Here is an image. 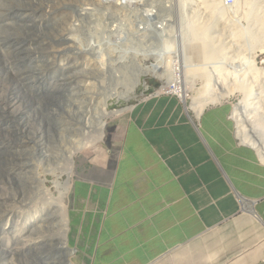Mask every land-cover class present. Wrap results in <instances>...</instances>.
I'll list each match as a JSON object with an SVG mask.
<instances>
[{
  "label": "rangeland",
  "instance_id": "obj_1",
  "mask_svg": "<svg viewBox=\"0 0 264 264\" xmlns=\"http://www.w3.org/2000/svg\"><path fill=\"white\" fill-rule=\"evenodd\" d=\"M27 6L39 9L36 20ZM55 7L57 13H49ZM208 12L205 0H0V264H67L66 259L68 264H90L86 244L73 242L70 233V216L77 212L72 194L76 182L87 176L89 161L105 153L114 160L116 148L107 145L132 110L120 113L130 101L126 91L137 81L142 84L146 65L161 64L172 72L178 62L185 63L195 88L201 87L202 75L220 68L226 77L222 78L235 90L218 105L227 106L232 118L240 101L253 104L261 82L249 66L255 61V69L264 68V51L247 47L251 34L239 41L227 29L248 25L245 1L235 0L223 15L214 14L213 21ZM201 26L209 29L197 41L192 32ZM52 49L63 52L54 54ZM241 88L250 90V95ZM187 91L184 101L175 96L193 113L191 108L203 96L193 99L191 88ZM168 92L175 94L159 88L153 95L138 96L131 105ZM66 122L71 126L70 148L87 143L84 132L92 135L101 122L103 141L73 156L70 179L67 175L56 179L69 146L59 136L63 129L69 132ZM83 125L86 129L81 131ZM40 136L42 148L37 150ZM25 140L32 146L24 147ZM59 187L66 191L61 197L68 222L67 248L74 251L71 256L64 253L66 257L56 252L52 240L23 245L32 233L22 226L24 220L39 211L41 202L49 201L44 220L55 222L57 193L49 192ZM6 210L14 211V224L7 223ZM6 249L17 252L10 256Z\"/></svg>",
  "mask_w": 264,
  "mask_h": 264
},
{
  "label": "crops",
  "instance_id": "obj_2",
  "mask_svg": "<svg viewBox=\"0 0 264 264\" xmlns=\"http://www.w3.org/2000/svg\"><path fill=\"white\" fill-rule=\"evenodd\" d=\"M200 115L174 94L144 99L107 145L114 160L88 162L70 233L90 264H264V162L227 106Z\"/></svg>",
  "mask_w": 264,
  "mask_h": 264
},
{
  "label": "bare ground",
  "instance_id": "obj_3",
  "mask_svg": "<svg viewBox=\"0 0 264 264\" xmlns=\"http://www.w3.org/2000/svg\"><path fill=\"white\" fill-rule=\"evenodd\" d=\"M244 1H245V7H246V12H245L246 17L245 18H246L248 25L246 26V28H242V30H240L241 28L238 27L240 31L237 30V27L235 26H230L227 29H231V32H230L231 36L234 39L239 40V41L245 35V33L251 34L249 35L251 37V40L250 38H248V40H250L251 43L248 44L247 47H249L250 45V47L253 48L252 50L260 49V51L263 52L264 51V0H244ZM205 7L209 11L208 12L210 14L209 19L211 21H213L212 16L214 14L223 15L222 14L223 9L226 8V6H224L223 4V1H220V0H205ZM26 11L31 12L35 20L40 14V11L37 7L32 8V7L27 6ZM57 11H58V8L55 7L53 9H50L49 13L54 14V13H57ZM211 21L207 20L206 22L210 23ZM39 22L40 20L37 21V24L39 25V27H41V24ZM208 29L209 28L205 26H201L196 29L194 28L192 35L193 37L197 38V41H200L199 34L203 36L206 33V31H208ZM199 30L201 31L200 33H199ZM194 47L199 48V45L198 47L196 46ZM53 51L54 52L52 53L54 54H58L61 51L63 52V50H56V51L53 50ZM253 62L250 64L249 68H250V71H252V74L255 76V79H259L261 82L259 83L260 91L258 95H256L255 99H253L252 101L253 104L248 105L247 100L240 101L234 107L232 118L234 119L236 126H237V133H236L237 139L241 142V144L252 147L258 154L260 160L264 162V68L255 69L254 65L256 64V62L255 63ZM178 65H179L178 68L175 69V71L177 70V72H179L178 76H176L177 73L174 70L172 72H169L165 70L161 66V64L146 65V68L144 69V73L141 75L143 78L142 84L138 85L139 81H137L135 84H133L130 87L129 90L126 91L127 92L126 97L128 98V100L130 99V101L126 100L124 107H122V111H120L121 115L133 108L131 103L135 99L137 90L142 89L144 91L147 88V86L145 85V82L150 78H154L156 81L161 82L162 87L160 86L159 88L175 92V94H178L179 97H181L183 101L186 100V97H187L186 93L188 92L187 91L188 88H191V92H193L192 94H194L193 99L200 98L201 96H203L202 100L198 102V99H197L195 106L191 108V110L193 111L196 117H199V115L207 107L220 104L223 100L232 96L233 90L235 89L232 90L230 83L226 82L227 79L226 80L224 79L226 78L224 77L225 75L224 76L221 75L222 72L220 73V70H219L220 68L218 69L216 67L217 68L216 69L215 67H213L215 69L213 70L211 69V71L202 75L199 79L201 81V87L195 88L194 82H193L194 80L191 79V81H189L188 79L189 77L187 73L184 71L185 70L184 68H186V66H184L185 63H183L182 65L181 62H178ZM241 89L243 93L246 94V96L250 95L251 93L250 90H248L247 88H241ZM8 121L9 120L7 119V122ZM66 123L67 125L65 123L63 125L69 127L68 128L69 132L63 129L61 134L60 133L58 134H60L59 136H61V138H64V140H66L69 143V146L65 148L66 154L65 156L63 155L64 163L63 164L61 163L62 168L58 169V172H57L58 176L56 177V179H59L61 178V176H65V175H67L68 179H70L73 175L72 166H71L73 156L83 150L94 147L96 144L101 142V140L103 141V129H104L105 124L104 122H101L100 124H98L99 125L98 129L95 130V132L92 135H90V132L89 134L84 132V135H86V139H89L88 142L86 141L87 143H84V144L78 143L74 145L73 148H70V136H71L70 127L71 126H70V122H66ZM72 127L74 128V126ZM80 127H81L80 128L81 131H84L86 129V125H83ZM61 128L63 127L61 126ZM41 138L42 136H40V140H41L40 143L38 145L35 144L36 146L34 147V149L40 150L42 148L41 142L43 138L42 139ZM22 145H24V147H29V146H32V142L30 140L29 141L25 140ZM46 182H49V181L46 180ZM52 190L53 191L49 192V194H53L54 191H56L55 193H57V197H56L57 211L55 213V222L52 221V223H47L46 220H44L43 215H42L43 211L46 208H48L49 201L45 200V202L43 203L41 202V206L37 207V201L35 198L33 203L39 211L34 212V214L31 217L27 216L24 220V223L22 226L24 228L29 227L28 232H32V233L29 235L31 237L30 239L27 240L25 237V240H23V245L26 246L28 244L30 247L31 246L34 247L38 245L40 242L48 239V240H52L53 242H55L54 246L56 250L58 249V251H56L58 254H63L65 256L64 253H67V256H71L74 254V251H70L67 248L66 233H67L68 222L66 218L65 200L61 197L62 195H65L66 191L62 187H59L58 189L53 188ZM3 216L7 218V223L14 224L12 223V220L14 218V211L6 210L5 213L3 212ZM0 219L2 218L0 217ZM25 235H28V234L25 233ZM15 252L17 251L12 250V249H6V253H8L10 256L14 255ZM64 262L68 264L69 260L66 259L64 260Z\"/></svg>",
  "mask_w": 264,
  "mask_h": 264
},
{
  "label": "water",
  "instance_id": "obj_4",
  "mask_svg": "<svg viewBox=\"0 0 264 264\" xmlns=\"http://www.w3.org/2000/svg\"><path fill=\"white\" fill-rule=\"evenodd\" d=\"M159 87H160V83L156 81L154 78L148 79L147 88L144 91L142 89L137 90L135 95V100H133V102L136 101L138 96L147 97L153 95Z\"/></svg>",
  "mask_w": 264,
  "mask_h": 264
},
{
  "label": "built area",
  "instance_id": "obj_5",
  "mask_svg": "<svg viewBox=\"0 0 264 264\" xmlns=\"http://www.w3.org/2000/svg\"><path fill=\"white\" fill-rule=\"evenodd\" d=\"M234 3H235V0H223L224 6H227V7L233 5ZM168 93L172 94L171 92H168ZM174 95H176V94H174Z\"/></svg>",
  "mask_w": 264,
  "mask_h": 264
}]
</instances>
